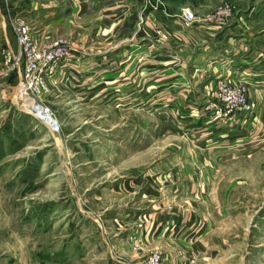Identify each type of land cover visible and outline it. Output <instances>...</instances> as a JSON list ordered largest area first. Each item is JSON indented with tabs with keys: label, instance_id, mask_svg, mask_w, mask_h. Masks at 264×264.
<instances>
[{
	"label": "rangeland",
	"instance_id": "374dc122",
	"mask_svg": "<svg viewBox=\"0 0 264 264\" xmlns=\"http://www.w3.org/2000/svg\"><path fill=\"white\" fill-rule=\"evenodd\" d=\"M160 1L95 0L87 28V0H51L67 10L62 24L43 33L27 17L44 11L48 1L0 0V21L10 45L0 32V76L21 73L6 62V54L19 49L13 28L18 21H24L41 46L62 41L72 56L79 33L86 44L95 38L96 51L120 38L118 30L102 34L111 12L118 9L112 6L122 2L130 26L133 9L142 10L145 18L151 10L159 11ZM164 1L187 27L195 28L181 19L182 9L202 14L231 4L233 20L241 19L255 34L264 33V0ZM74 9L85 14L71 15ZM110 61L111 71L117 72ZM7 77L15 76H3L0 84L10 81ZM104 78H112L105 100L100 97L77 112L48 95V83L37 102L50 110L57 129L51 119L47 125L22 108L16 92L19 81L0 95V264H143L154 251L169 264H264L263 167L245 157L199 159L201 146L188 144L180 127L184 114L166 105L154 107L148 78H142L138 92L132 90L134 82H123L121 98L117 76H95L97 92ZM10 106L8 115L2 114ZM208 147L215 151L212 143ZM186 169L202 171L195 183H209L220 205L196 209L203 210L204 224L183 242L171 234L157 236L149 212L165 216L168 233L179 229L180 216L173 210L186 208Z\"/></svg>",
	"mask_w": 264,
	"mask_h": 264
},
{
	"label": "crops",
	"instance_id": "0c3cea01",
	"mask_svg": "<svg viewBox=\"0 0 264 264\" xmlns=\"http://www.w3.org/2000/svg\"><path fill=\"white\" fill-rule=\"evenodd\" d=\"M44 1H48L43 5L44 11H37L27 19L33 25H37L41 32L51 33L53 27L62 24L67 9H61L55 3L51 4V0ZM87 1L85 13L88 14L86 18L89 28L91 27L89 12L93 11L91 8L95 6V0ZM124 3L126 6L127 2ZM160 3L162 6L159 11L151 10L145 18L142 10L133 9V16H130L133 21L130 26L127 25V10L123 9L122 2L112 6L113 9H118L111 12L108 17L110 24L104 27L102 34L111 32L112 35L113 31L118 30L120 38L103 51L95 50L97 43L95 38H91L90 42L86 40V44L79 33L73 44V55L61 63L58 71L48 82V95L60 98L72 111L77 112L100 101V97L105 100L112 78H104L103 86L97 92L95 84L99 79L94 80L95 76H117L119 98L126 89V85H122L123 82L128 80L134 82L135 87L132 90L138 92L142 78H148L149 85L153 88L151 97L156 96L152 102L154 107L166 105L169 111L184 114L180 127L186 130L188 144L201 146L199 148L203 154H200L199 159L206 161V156L210 155L214 156V161L217 158L226 160L245 157L246 161L253 163L256 161L257 166H262L264 171V33L255 34L244 21L234 19L225 29L204 34L197 28L184 26L178 13L170 10L168 2L162 0ZM70 12L76 17L85 14L75 9L76 13L73 10ZM209 12L211 10L206 11ZM138 21L142 22L141 26L136 25ZM114 27L115 29H112ZM0 32L5 38V45L10 47L2 21ZM128 33L132 35L130 38L127 37ZM110 60L117 65V72L111 71ZM99 72L103 74L100 75ZM3 76L15 77L14 79L7 77L14 83L6 79L7 83L0 84L1 97H4L10 88L15 89L20 75ZM3 76H0L2 82ZM221 81L245 84L249 98L257 104L254 113L241 127L234 128L225 123L210 121L207 116H203L202 110L198 111L201 105L215 97L216 85ZM10 108L11 106L2 110V114L8 115ZM209 143L215 145L214 152H209ZM232 150L235 152H231ZM201 174V170L186 169V208L183 211L173 210L180 216L176 220L180 225L179 229H173L168 233L163 220L165 216H161V212H156L157 210L149 212L151 221L155 220L154 233L157 232V236L171 234L186 242L187 236L192 232H199L204 224L200 221L204 207H219L213 187L202 181L195 183L194 180L200 178ZM200 208L204 209L197 212L196 209ZM170 217L169 213L168 218ZM202 217L208 222L206 216ZM165 264L169 262L165 261Z\"/></svg>",
	"mask_w": 264,
	"mask_h": 264
},
{
	"label": "built area",
	"instance_id": "2783aa9c",
	"mask_svg": "<svg viewBox=\"0 0 264 264\" xmlns=\"http://www.w3.org/2000/svg\"><path fill=\"white\" fill-rule=\"evenodd\" d=\"M234 18V6L231 4L220 5L209 13H196L190 8L181 10V19L204 34L216 33L220 29L229 26ZM18 42L16 54L7 53L6 62L9 69L21 71L17 88L19 102L32 100L37 106L50 110L42 103L37 102L38 96L48 91V80L54 75L55 69L71 56L68 46L62 41L41 46L30 34L29 27L24 21H18L13 26ZM21 66V67H20ZM9 69H7L9 71ZM257 104L249 98L248 88L242 83L221 81L216 85L215 97L203 105V116L210 121L225 123L234 128L245 125L249 116L254 113ZM34 115V112L31 111ZM35 116V115H34ZM36 117V116H35ZM54 118V117H53ZM55 128H58L54 119ZM143 264H165L160 252L154 251Z\"/></svg>",
	"mask_w": 264,
	"mask_h": 264
},
{
	"label": "bare ground",
	"instance_id": "6f19581e",
	"mask_svg": "<svg viewBox=\"0 0 264 264\" xmlns=\"http://www.w3.org/2000/svg\"><path fill=\"white\" fill-rule=\"evenodd\" d=\"M23 102L24 103L21 106L24 110H27L30 112L33 111L34 115L38 119L44 121L47 125L50 123V119H51V122L54 124L53 122L54 118L53 116L50 115L49 112H46L47 109H44V107H41V106H37V103H34L32 100H24ZM54 128H55V124H54Z\"/></svg>",
	"mask_w": 264,
	"mask_h": 264
}]
</instances>
